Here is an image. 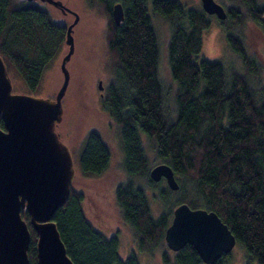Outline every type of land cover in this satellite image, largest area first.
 I'll return each instance as SVG.
<instances>
[{
	"label": "trees",
	"instance_id": "1",
	"mask_svg": "<svg viewBox=\"0 0 264 264\" xmlns=\"http://www.w3.org/2000/svg\"><path fill=\"white\" fill-rule=\"evenodd\" d=\"M98 4L107 18L105 45L110 78L101 96L102 108L120 134L122 169L127 180L114 191L122 221L131 229L139 252L162 264H204L194 248L185 245L172 256L164 233L180 204L217 214L242 247L244 264H264V86L258 84L261 66L247 52L237 32L246 19L261 25L264 5L256 0H224V38L241 61L226 65L198 61L202 32L210 16L199 9L183 10L177 0H151L153 15L168 25L167 68L176 84L174 110L165 106L167 89L158 76L159 45L147 11V0H116L123 20L117 26L111 6ZM37 0H0V57L9 76L35 95L41 80L65 46L67 25L55 21ZM0 128L3 129L2 121ZM140 135L149 141L156 159L173 172L177 190L160 187L149 176L150 164ZM110 151L94 130L85 136L74 160L84 177L102 175ZM162 212L151 215L147 193ZM153 197V198H154ZM82 195L70 190L54 213L66 254L73 264H139L134 251L122 260L117 235L105 236L85 218ZM29 222V215L21 211ZM29 226V264H37V235ZM214 264H230L222 256Z\"/></svg>",
	"mask_w": 264,
	"mask_h": 264
},
{
	"label": "water",
	"instance_id": "2",
	"mask_svg": "<svg viewBox=\"0 0 264 264\" xmlns=\"http://www.w3.org/2000/svg\"><path fill=\"white\" fill-rule=\"evenodd\" d=\"M71 13L74 20L67 25V53L60 63L62 84L54 98L14 93L11 78L0 57V264H29V226L37 235V264H73L66 254L55 223L54 213L69 196L75 174L72 155L58 138L55 124L62 118V99L67 89V62L74 51L73 28L78 16L59 0H37ZM202 10L223 21L225 9L215 0H200ZM111 17L116 25L123 20L120 3L112 6ZM98 89L101 90V82ZM152 181L164 179L171 190L178 184L166 164L151 168ZM29 215V222L21 211ZM164 241L169 250L179 251L185 245L194 248L204 264H214L228 255L235 238L221 219L205 209H191L180 204L173 210Z\"/></svg>",
	"mask_w": 264,
	"mask_h": 264
},
{
	"label": "rangeland",
	"instance_id": "3",
	"mask_svg": "<svg viewBox=\"0 0 264 264\" xmlns=\"http://www.w3.org/2000/svg\"><path fill=\"white\" fill-rule=\"evenodd\" d=\"M78 16V22L73 28L74 51L67 62L69 81L62 99V118L55 124V132L59 140L68 147L73 160L80 153L82 142L89 131H96L110 151L108 169L97 177L82 176L75 166V174L71 188L82 195V210L85 218L96 230L105 236L117 235L118 255L122 260L126 259L131 251H134L139 264H162L160 251L153 257L139 252L133 238L131 229L122 221L115 204L114 191L119 183L127 180L122 169L123 152L120 144V134L101 104V92H105L110 78L109 56L105 45V32L107 18L98 4L91 8L85 0H59ZM184 11L201 8L200 0H177ZM95 2H97L95 0ZM113 5L116 0H101ZM218 4L229 6V2L215 0ZM257 5H264V0H256ZM52 18L66 25L74 20L71 14H63L59 9L49 4H44ZM202 9V8H201ZM147 11L151 17L159 45L158 76L167 89L165 106L171 113L174 110L173 95L176 84L170 78L167 68L166 44L168 40V25L159 16L151 11V0H147ZM226 11V10H225ZM210 16V15H207ZM210 27L202 32V45L198 61L207 59L217 61L224 65L233 62L235 68L241 69V61L228 46L224 38L221 20L210 16ZM237 32L242 36L244 45L252 57L261 66V74L258 84L264 86V17L262 24L258 25L249 19L238 28ZM68 47L64 46L62 53L47 70L41 80L40 87L35 96L40 98H54L60 88L63 76L60 63L67 53ZM10 77V76H9ZM11 78L12 91L14 93L27 94L21 82ZM101 82L102 89H98ZM146 155L149 159L150 169L161 164L149 147V141L140 135ZM160 187L167 184L164 179L159 182ZM151 215L157 219L162 212V206L158 200L147 193ZM165 243V241H164ZM166 245V243H165ZM167 247V246H166ZM172 256L171 250L166 251ZM230 264H244L245 254L240 245L235 244L228 254Z\"/></svg>",
	"mask_w": 264,
	"mask_h": 264
},
{
	"label": "flooded vegetation",
	"instance_id": "4",
	"mask_svg": "<svg viewBox=\"0 0 264 264\" xmlns=\"http://www.w3.org/2000/svg\"><path fill=\"white\" fill-rule=\"evenodd\" d=\"M116 3H119V2H116ZM116 3H114V4H116ZM114 4H113V5H114ZM113 5H112V6H113ZM112 6H111V9H112ZM66 14H71V13H66ZM110 14H111V11H110ZM71 15H72V14H71ZM117 26H118V25H117ZM104 40H105V37H104ZM102 94H103V93L101 92V93H100V96H102Z\"/></svg>",
	"mask_w": 264,
	"mask_h": 264
},
{
	"label": "bare ground",
	"instance_id": "5",
	"mask_svg": "<svg viewBox=\"0 0 264 264\" xmlns=\"http://www.w3.org/2000/svg\"><path fill=\"white\" fill-rule=\"evenodd\" d=\"M205 13V12H204ZM207 15V14H206Z\"/></svg>",
	"mask_w": 264,
	"mask_h": 264
}]
</instances>
